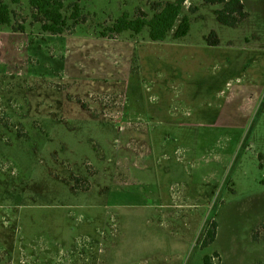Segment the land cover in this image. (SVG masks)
Instances as JSON below:
<instances>
[{
	"label": "rangeland",
	"instance_id": "374dc122",
	"mask_svg": "<svg viewBox=\"0 0 264 264\" xmlns=\"http://www.w3.org/2000/svg\"><path fill=\"white\" fill-rule=\"evenodd\" d=\"M174 1L66 0L81 16L61 35L11 6L0 264H264V0L235 28L187 0L180 41L102 35Z\"/></svg>",
	"mask_w": 264,
	"mask_h": 264
},
{
	"label": "trees",
	"instance_id": "16d2710c",
	"mask_svg": "<svg viewBox=\"0 0 264 264\" xmlns=\"http://www.w3.org/2000/svg\"><path fill=\"white\" fill-rule=\"evenodd\" d=\"M187 0H175L173 3L158 4L153 9V14L148 18L145 14L131 17L128 13L123 14L111 26L106 28L102 35H141L147 32L152 42H165L169 34L174 30V40L184 39L191 30V20L188 16L181 18L184 5ZM206 4L218 6L215 15L217 21L227 27L235 28L247 17L248 13L241 0H201ZM23 2L30 6L33 17L41 23V31L52 35H61L72 21L79 22L81 10L77 4L68 9L66 0H0V28L13 27L12 5H20ZM193 12L195 9H189ZM181 18V20H180ZM178 24V25H177ZM177 25V26H176ZM17 32H22L23 27L19 26ZM218 41L215 40L214 45ZM217 225L212 221L207 231L202 247L204 249L212 245L216 239ZM203 264H213L210 256H205Z\"/></svg>",
	"mask_w": 264,
	"mask_h": 264
}]
</instances>
